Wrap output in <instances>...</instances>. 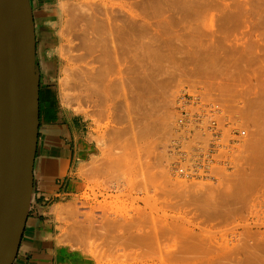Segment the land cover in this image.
Masks as SVG:
<instances>
[{
  "label": "rangeland",
  "instance_id": "rangeland-1",
  "mask_svg": "<svg viewBox=\"0 0 264 264\" xmlns=\"http://www.w3.org/2000/svg\"><path fill=\"white\" fill-rule=\"evenodd\" d=\"M84 1L91 19L105 22L113 63L84 64L67 47L62 20L87 13L63 0L57 86L63 107L84 117L91 145L78 170L82 188L57 216L72 263L264 264V0ZM104 64L103 81L94 71ZM184 93L206 116L218 105L219 125L245 135L207 151V135L175 122Z\"/></svg>",
  "mask_w": 264,
  "mask_h": 264
},
{
  "label": "crops",
  "instance_id": "crops-1",
  "mask_svg": "<svg viewBox=\"0 0 264 264\" xmlns=\"http://www.w3.org/2000/svg\"><path fill=\"white\" fill-rule=\"evenodd\" d=\"M29 1L35 28L39 119L32 195L13 264H73V257L59 242L57 216L82 188L78 170L91 154L88 125L84 117L63 107L57 86L54 39L63 0Z\"/></svg>",
  "mask_w": 264,
  "mask_h": 264
},
{
  "label": "water",
  "instance_id": "water-1",
  "mask_svg": "<svg viewBox=\"0 0 264 264\" xmlns=\"http://www.w3.org/2000/svg\"><path fill=\"white\" fill-rule=\"evenodd\" d=\"M29 0H0V264H13L32 195L39 119Z\"/></svg>",
  "mask_w": 264,
  "mask_h": 264
},
{
  "label": "bare ground",
  "instance_id": "bare-ground-1",
  "mask_svg": "<svg viewBox=\"0 0 264 264\" xmlns=\"http://www.w3.org/2000/svg\"><path fill=\"white\" fill-rule=\"evenodd\" d=\"M76 1V6H77V4H78V6H79V11H81L82 10V8L83 7H85V2L86 1H84V0H75ZM84 1V2H83ZM65 2V1H64ZM63 2V3H64ZM70 1H68V3H69ZM103 2V1H102ZM61 3V2H60ZM67 5H68V3L67 2H65ZM153 3V2H152ZM83 4H84V6H83ZM87 4H88V1H87ZM60 5H62V4H60ZM150 5V4H149ZM260 6V5H259ZM87 7H89V6H86L85 8H84V10L85 9H87ZM148 7V6H147ZM152 7V6H151ZM63 8H64V5H63ZM65 8H67L66 7V5H65ZM64 8V10H66ZM70 8V7H69ZM77 8V7H76ZM258 8V7H257ZM62 9V8H61ZM97 9V8H96ZM154 9H155V7H154ZM68 10V9H67ZM70 11H71V9H69ZM75 10H77V9H74V12H76V14L78 15L79 13H77V11H75ZM88 10V9H87ZM94 10V9H93ZM92 10V11H93ZM83 11V10H82ZM86 11V10H85ZM91 11V10H90ZM90 11H89V13H90ZM60 12V11H59ZM66 12V11H65ZM99 12H100V10H99ZM98 12V13H99ZM107 12V11H106ZM63 13H64V11H63ZM67 13V12H66ZM86 13L87 14H85L84 16L82 15L81 16V14H80V17H81V19L80 18H75V19H65L64 18V20H62V24H63V26H64V28H65V31H64V29H63V32L65 33L66 32V34H65V36H66V38H64V40L67 42V44L69 45V46H67V47H70V48H74V50H76L78 53L76 54V56H77V58H78V60L79 61H81V62H83L84 64H86V62H84V60H86L87 58H89L91 61H94V64H95V60L96 59H99V61L101 62V61H103L102 63H100L98 60H96V61H98L99 63H97V65H99V64H103L104 62L106 63V61H107V56H108V54H110L111 53V51L110 50H112L113 49V47H112V45L109 43H106V41H105V37H103L102 35V32L104 31V34L106 33L105 32V30L103 29V28H105L104 26H102L104 23H102V21L101 20H96V19H91L90 17H92V13L91 14H89L87 11H86ZM105 13V12H104ZM257 13V12H256ZM68 14V13H67ZM67 14H66V16H67ZM74 14V13H73ZM72 14V15H73ZM101 14V13H100ZM125 14V13H124ZM261 14V13H260ZM88 15V18H86V16ZM96 15V14H95ZM111 15V14H110ZM65 16V15H64ZM65 16V17H66ZM74 16H76L75 14H74ZM97 16H98V14H97ZM135 16V15H134ZM76 17H78V16H76ZM83 17V18H82ZM102 17V16H101ZM100 17V18H101ZM109 17V16H108ZM128 17V16H127ZM138 17V16H137ZM67 18V17H66ZM115 18V17H114ZM121 18H123V17H121ZM104 19V18H103ZM258 20V19H257ZM262 21H264V19H261ZM260 19H259V22H257L256 24H262V23H264V22H260L261 21ZM105 21H107V20H105ZM65 22H66V24H65ZM99 22H101V24L99 23ZM113 22V21H112ZM120 22V21H119ZM129 22V21H128ZM125 24H127V22L125 23ZM105 25V24H104ZM115 25V24H114ZM122 25V24H121ZM124 25V24H123ZM112 26V25H111ZM260 26V25H259ZM120 27V26H119ZM75 28V29H74ZM106 28H107V26H106ZM255 28H256V26H255ZM258 29V28H257ZM59 30V29H58ZM103 30V31H102ZM106 31H108V29L106 30ZM110 31H111V29H110ZM123 31V30H122ZM131 31V30H130ZM61 31H59L57 34L59 35V34H62V33H60ZM113 32V31H112ZM120 32V31H119ZM63 33V34H64ZM56 34V35H57ZM109 34H111V33H109ZM259 35V34H258ZM60 36V35H59ZM105 36V35H104ZM108 35H106V37H107ZM111 37H112V35H110ZM119 36V35H118ZM58 37V36H57ZM63 37H64V35H63ZM111 37H109L108 39L110 40V42L112 41L111 40ZM120 37V36H119ZM107 39V38H106ZM129 39V38H128ZM75 40V43L73 42ZM108 40V41H109ZM116 40V39H115ZM115 40H113L112 42H114ZM130 40H128V42H129ZM136 41V40H135ZM111 42V43H112ZM117 42V41H116ZM72 43L74 44V46L72 45ZM118 43H119V46H120V42H119V40H118ZM137 43V42H136ZM135 43V44H136ZM113 44V46H114V44H116V43H112ZM129 44V43H128ZM127 44V45H128ZM111 45V47L112 48H109L108 46H110ZM118 46V47H119ZM124 46V45H123ZM131 46V45H130ZM115 47H116V45H115ZM63 49V48H62ZM71 49V51H73ZM134 49H135V47H134ZM116 50V49H115ZM121 50V49H120ZM66 51V50H65ZM71 51H70V54H71ZM127 51V50H126ZM67 52V51H66ZM65 52V53H66ZM75 52V51H74ZM108 54H107V53ZM110 52V53H109ZM69 53V52H68ZM107 54V56L105 55V54ZM113 53V52H112ZM112 53H111V56L110 57H112L113 55H112ZM103 54V55H102ZM73 55V54H72ZM102 55V56H101ZM135 55V54H134ZM62 56V55H61ZM104 56L106 57V60H105V58H104ZM115 56H116V54H115ZM102 57V58H101ZM133 57V56H132ZM76 58V59H77ZM104 59V60H103ZM90 60H88L87 59V62H89ZM119 60V59H118ZM71 61V60H70ZM91 61H90V63H91ZM108 61H110L111 62V60L109 59ZM107 61V62H108ZM112 61H113V59H112ZM123 61V60H122ZM78 62V61H77ZM110 62H108V63H110ZM115 62V61H114ZM111 63H113V62H111ZM78 64V63H77ZM83 64V65H84ZM93 64V63H92ZM115 64V63H114ZM87 65H88V63H87ZM105 65V64H104ZM111 65V64H110ZM137 65H139V64H137ZM79 66V65H78ZM89 66H90V64H89ZM94 66V65H93ZM92 66V67H93ZM96 66V65H95ZM101 67H99L100 69H98L97 71L95 70H92V71H94V72H92L91 71V73H90V75L91 74H93L94 73V75H92V76H94V77H98V78H103V76H101L100 77V75H104V79H106V75H107V73H109L108 72V70L110 71L111 69H109L110 68V66L109 67H106V66H108V65H105L104 66V68L105 69H107V71L105 70V69H103L102 67H103V65H100ZM74 67V66H73ZM87 66H85L84 68H86ZM91 67V68H92ZM98 67H96V68H98ZM66 68V67H65ZM69 69V68H68ZM71 69V68H70ZM69 69V70H70ZM83 69V68H82ZM93 69H95V68H93ZM105 70L104 72H102L103 70ZM133 69V68H132ZM79 70V69H78ZM99 70H100V73H99ZM86 72H87V70H85ZM88 71L90 72V70H89V68H88ZM116 71V70H115ZM73 72V71H72ZM88 72V73H89ZM105 72H107L106 74H105ZM136 72H137V70H136ZM78 73H80L79 71H78ZM134 73V72H133ZM132 73V74H133ZM73 74H75V73H73ZM100 74V75H99ZM71 75V74H70ZM76 75H77V71H76ZM75 75V76H76ZM109 75V74H108ZM135 75V74H134ZM139 75V74H138ZM74 76V75H73ZM78 77H80V79H82V74L79 76V75H77ZM84 76V75H83ZM89 76V75H88ZM87 76V77H88ZM106 76V77H105ZM110 76V75H109ZM68 77V76H67ZM78 77H76V80L78 79ZM85 77V76H84ZM83 77V78H84ZM120 77V76H119ZM86 78V77H85ZM84 78V79H85ZM135 78V77H134ZM133 78V79H134ZM137 78V77H136ZM83 79V80H84ZM87 80L89 79L90 80V76L88 77V78H86ZM107 79H108V77H107ZM119 79V78H118ZM73 80V79H72ZM88 80V81H89ZM95 80L96 79H94L93 81L95 82ZM99 80V79H98ZM97 80V81H98ZM103 80V79H102ZM122 80H123V78H122ZM75 81V80H74ZM73 81V82H74ZM87 81V82H88ZM97 81L95 82V83H97ZM104 81V80H103ZM106 81V80H105ZM124 81V80H123ZM134 81V80H133ZM72 82V81H71ZM77 82V81H76ZM82 82V81H81ZM93 82V83H94ZM120 82V81H119ZM135 82V81H134ZM66 83V82H65ZM78 83V82H77ZM79 83H80V81H79ZM83 83H84V81H83ZM86 83V82H85ZM89 83H90V81H89ZM98 83H100L99 81H98ZM109 83V82H108ZM121 83V82H120ZM138 83V82H137ZM72 84V83H71ZM74 84V83H73ZM105 85H106V83H104ZM91 85V84H90ZM95 85V84H94ZM98 85V84H97ZM96 85V86H97ZM102 86H103V83L101 84ZM101 85L99 86V89H100V87H101ZM72 86V85H71ZM69 87V86H68ZM81 87V86H80ZM80 87H79V89H80ZM89 87H91V88H93L92 86H89ZM110 87V86H109ZM73 88H74V85H73ZM72 88V89H73ZM102 88H104V87H102ZM62 89V88H61ZM76 89H78V88H76ZM96 89H98L97 87L95 88V91H96ZM106 90L105 91H108L107 90V87L105 88ZM72 91V90H71ZM78 91V90H77ZM92 91V90H91ZM94 91V92H95ZM101 91H103V90H101ZM102 93V92H101ZM92 94V93H91ZM96 94H100V91H98V93H96ZM104 95H105V93H104ZM63 96V95H62ZM75 96V95H74ZM100 96V95H99ZM98 96V97H99ZM64 97V96H63ZM71 97V96H70ZM67 99V98H66ZM69 99V98H68ZM76 99V98H75ZM78 99V98H77ZM71 100V99H70ZM79 100V99H78ZM64 101V100H63ZM70 102V101H69ZM71 102H73V101H71ZM67 104V103H66ZM249 117V116H248ZM252 117V116H251ZM55 206H57V205H55ZM61 207V206H60ZM58 208V207H57ZM60 209V208H59ZM60 212H61V209H60ZM59 212V213H60ZM140 235H136V240L138 239H141V238H144V235H143V237H139ZM142 236V235H141ZM128 237V236H127ZM150 239V238H149ZM130 240V239H129ZM131 240H133V238L131 239ZM135 240V239H134Z\"/></svg>",
  "mask_w": 264,
  "mask_h": 264
},
{
  "label": "built area",
  "instance_id": "built-area-1",
  "mask_svg": "<svg viewBox=\"0 0 264 264\" xmlns=\"http://www.w3.org/2000/svg\"><path fill=\"white\" fill-rule=\"evenodd\" d=\"M217 108L218 105L210 106L209 116H206L202 110L203 107L201 101L194 95L184 93L179 95L175 100V109L177 111L175 122L184 127L189 135L192 134L191 131H193V129H199L198 131L202 135H207V151H214L227 145H234L238 142L240 137L245 135V131L239 130L234 126L229 128L220 126L218 117L214 115ZM207 117L208 119L206 120L205 126L198 127V122ZM176 148L179 150V158L182 161L185 160L187 153L185 149L177 143ZM172 149L173 148H171V150ZM203 158L207 162L212 160L208 153L204 155Z\"/></svg>",
  "mask_w": 264,
  "mask_h": 264
}]
</instances>
